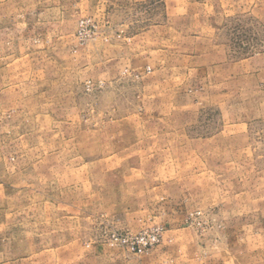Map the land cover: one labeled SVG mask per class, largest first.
Returning <instances> with one entry per match:
<instances>
[{
  "label": "rangeland",
  "instance_id": "1",
  "mask_svg": "<svg viewBox=\"0 0 264 264\" xmlns=\"http://www.w3.org/2000/svg\"><path fill=\"white\" fill-rule=\"evenodd\" d=\"M36 1L61 8L70 40L32 41L5 60L0 264H66L95 245L142 256L173 226L206 235L264 210L263 93L253 79L231 89V66H214L212 43L195 37V0L22 2ZM225 23L238 55L263 45L247 13ZM157 228L152 247L124 241Z\"/></svg>",
  "mask_w": 264,
  "mask_h": 264
},
{
  "label": "crops",
  "instance_id": "2",
  "mask_svg": "<svg viewBox=\"0 0 264 264\" xmlns=\"http://www.w3.org/2000/svg\"><path fill=\"white\" fill-rule=\"evenodd\" d=\"M22 1V11L13 14L11 0H0V113L4 115L6 108L12 106L7 93L10 88L5 87L6 74L11 70L7 68L9 64L5 60L23 58L16 51L32 41L58 43L70 40V34L64 30L65 25L60 19V7L49 8L37 1L34 5ZM195 4V37L202 41L205 38L212 43L211 55L216 60L214 66H231V89L236 88V82L239 83L241 79L257 81L264 98V0H195ZM206 8L211 11L208 15L203 12ZM30 11L39 12L38 17L26 18L22 14ZM240 12L253 17V23L259 27L258 41L263 44L255 52L246 51L245 47L243 55H238L240 51L236 49L232 50L227 44L228 40L222 37L228 17ZM85 250L81 259L70 260L66 264H264V210L226 216L219 226L206 235H200L189 227L173 226L166 231L160 245L142 256L127 258L97 245ZM7 264L61 263L59 260L16 258L10 259Z\"/></svg>",
  "mask_w": 264,
  "mask_h": 264
},
{
  "label": "built area",
  "instance_id": "3",
  "mask_svg": "<svg viewBox=\"0 0 264 264\" xmlns=\"http://www.w3.org/2000/svg\"><path fill=\"white\" fill-rule=\"evenodd\" d=\"M86 23L85 20L82 21V24ZM161 237V230L159 228L155 229L152 232L141 234L132 238L124 239L127 242V245L132 248V250H143V248L154 246L157 244Z\"/></svg>",
  "mask_w": 264,
  "mask_h": 264
}]
</instances>
